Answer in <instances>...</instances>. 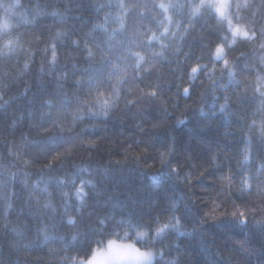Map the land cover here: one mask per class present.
<instances>
[{
  "label": "trees",
  "instance_id": "obj_1",
  "mask_svg": "<svg viewBox=\"0 0 264 264\" xmlns=\"http://www.w3.org/2000/svg\"><path fill=\"white\" fill-rule=\"evenodd\" d=\"M248 3L228 21L211 0H0V264H83L111 239L150 264H264Z\"/></svg>",
  "mask_w": 264,
  "mask_h": 264
},
{
  "label": "rangeland",
  "instance_id": "obj_2",
  "mask_svg": "<svg viewBox=\"0 0 264 264\" xmlns=\"http://www.w3.org/2000/svg\"><path fill=\"white\" fill-rule=\"evenodd\" d=\"M210 1V0H209ZM214 3V11L222 20H228L230 17V0H211ZM137 8L145 9L140 3L136 2ZM142 18L139 12L135 13ZM138 17V18H139ZM232 29L231 36L233 37H249L247 30L241 25L229 24ZM139 32V31H138ZM143 33V32H142ZM145 33H150L147 30ZM137 33L135 36L139 35ZM132 35V37H135ZM129 39L127 37L125 42ZM220 55V54H219ZM217 55H215L216 57ZM156 255L153 251L142 250L135 244L130 242H122L111 239L100 247H97L90 255V257L83 261V264H150Z\"/></svg>",
  "mask_w": 264,
  "mask_h": 264
},
{
  "label": "clouds",
  "instance_id": "obj_3",
  "mask_svg": "<svg viewBox=\"0 0 264 264\" xmlns=\"http://www.w3.org/2000/svg\"><path fill=\"white\" fill-rule=\"evenodd\" d=\"M261 4H264V0H261ZM242 13L249 17L250 21L257 22L260 24V38L264 39V11H261L253 2L249 0L247 7L242 8ZM253 39H257L254 34Z\"/></svg>",
  "mask_w": 264,
  "mask_h": 264
}]
</instances>
